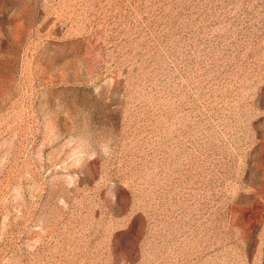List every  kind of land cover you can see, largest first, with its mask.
I'll return each mask as SVG.
<instances>
[{
  "label": "rangeland",
  "instance_id": "obj_1",
  "mask_svg": "<svg viewBox=\"0 0 264 264\" xmlns=\"http://www.w3.org/2000/svg\"><path fill=\"white\" fill-rule=\"evenodd\" d=\"M0 264H264V0H0Z\"/></svg>",
  "mask_w": 264,
  "mask_h": 264
}]
</instances>
